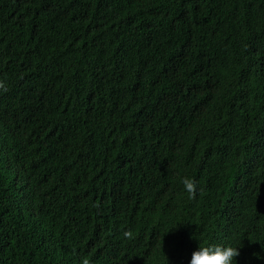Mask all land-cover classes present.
<instances>
[{"label": "trees", "instance_id": "1", "mask_svg": "<svg viewBox=\"0 0 264 264\" xmlns=\"http://www.w3.org/2000/svg\"><path fill=\"white\" fill-rule=\"evenodd\" d=\"M0 82V264H264V0H0Z\"/></svg>", "mask_w": 264, "mask_h": 264}, {"label": "clouds", "instance_id": "2", "mask_svg": "<svg viewBox=\"0 0 264 264\" xmlns=\"http://www.w3.org/2000/svg\"><path fill=\"white\" fill-rule=\"evenodd\" d=\"M0 88H4L2 82H0ZM6 90V89H5ZM0 133L2 134L1 128ZM181 183L184 191L187 192L190 199L196 198L197 184L193 178L182 177ZM122 236L126 239H133V232L131 229L122 232ZM240 253L238 248L232 246L223 245H199L198 250L194 251L191 255L190 264H233L235 258ZM80 264H90V260L87 257H82Z\"/></svg>", "mask_w": 264, "mask_h": 264}]
</instances>
